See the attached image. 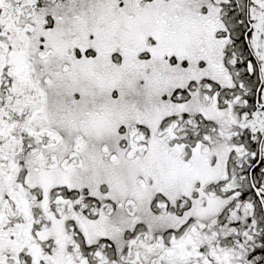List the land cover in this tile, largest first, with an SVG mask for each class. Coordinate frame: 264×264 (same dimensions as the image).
Wrapping results in <instances>:
<instances>
[{
    "label": "snow or ice",
    "instance_id": "1",
    "mask_svg": "<svg viewBox=\"0 0 264 264\" xmlns=\"http://www.w3.org/2000/svg\"><path fill=\"white\" fill-rule=\"evenodd\" d=\"M0 264H264V0H0Z\"/></svg>",
    "mask_w": 264,
    "mask_h": 264
}]
</instances>
